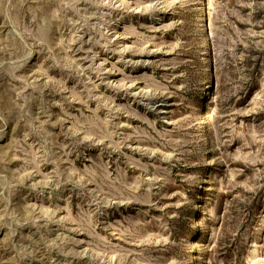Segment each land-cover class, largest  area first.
Here are the masks:
<instances>
[{
	"label": "rangeland",
	"instance_id": "rangeland-1",
	"mask_svg": "<svg viewBox=\"0 0 264 264\" xmlns=\"http://www.w3.org/2000/svg\"><path fill=\"white\" fill-rule=\"evenodd\" d=\"M0 264H264V0H0Z\"/></svg>",
	"mask_w": 264,
	"mask_h": 264
}]
</instances>
